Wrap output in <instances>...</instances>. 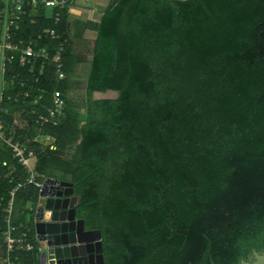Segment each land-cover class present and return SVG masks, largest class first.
<instances>
[{
  "label": "trees",
  "instance_id": "16d2710c",
  "mask_svg": "<svg viewBox=\"0 0 264 264\" xmlns=\"http://www.w3.org/2000/svg\"><path fill=\"white\" fill-rule=\"evenodd\" d=\"M23 1L14 37L54 27L59 38L38 45L52 56L64 43L67 76L57 80L49 61L20 67L14 56L5 77L29 83L30 95L11 100L25 89L17 86L3 103L9 116L43 111L55 89L63 92L64 117L44 129L51 142L34 139L28 114L20 139L41 178L73 183L77 217L102 232L104 263L240 264L264 252V0H110L91 25L85 94L75 99L66 95L74 65L67 8L54 23L56 9ZM107 90L117 97H94ZM0 169L4 264L9 192L26 175L2 146ZM37 196L34 186L18 189L14 211ZM23 214L14 212L16 224ZM13 255L15 264H36L37 248Z\"/></svg>",
  "mask_w": 264,
  "mask_h": 264
},
{
  "label": "built area",
  "instance_id": "2783aa9c",
  "mask_svg": "<svg viewBox=\"0 0 264 264\" xmlns=\"http://www.w3.org/2000/svg\"><path fill=\"white\" fill-rule=\"evenodd\" d=\"M4 2L2 10V25L0 26V146L10 149L17 164L25 172V180L18 182L9 192L10 199L5 210V228L2 231L3 242L5 244L4 264H15L14 252L16 250L32 251L36 247V237L30 236V227L26 222H14V197L18 189L27 185L38 188V192L43 185L44 178L35 170V165L29 163V159L36 155L33 149L26 146L21 141L19 131L26 125V119L21 118L22 114H28L32 117L34 128L43 131L46 126H57L60 119L64 117L65 99L64 94L59 89H55L51 94V102L43 109V111L33 108H23L15 111L9 116L8 107L3 103V99L7 91L15 89L17 86L25 88L21 93L15 94L11 100L18 102L19 100H27L30 89L29 83L25 81L6 78V67L14 63V56L17 59V64L20 67H33L37 62L49 61L53 64L54 72L57 80H62L66 77L63 70L62 53L64 52V43L60 42L52 56L49 53L47 44L38 45V40L48 38L56 40L59 35L54 27L43 29L42 33L36 38L27 41L16 39L14 32L19 27V22L23 15L26 14L23 0H0ZM71 0H31L30 4H44L56 9L53 17L54 23L59 22L61 17V9L68 8ZM13 30V31H12ZM37 81V79L35 80ZM40 91H43L40 89ZM41 96H37L40 100ZM4 164V163H3ZM2 164V165H3ZM1 172V169H0ZM12 177H9L11 182ZM30 202V201H29ZM28 202V203H29ZM34 208V207H33ZM30 208L29 210H32ZM23 213V211H21Z\"/></svg>",
  "mask_w": 264,
  "mask_h": 264
},
{
  "label": "water",
  "instance_id": "95a60500",
  "mask_svg": "<svg viewBox=\"0 0 264 264\" xmlns=\"http://www.w3.org/2000/svg\"><path fill=\"white\" fill-rule=\"evenodd\" d=\"M79 202L71 181L44 178L32 216L38 264H105L102 232L77 217ZM240 264H264V252L253 251Z\"/></svg>",
  "mask_w": 264,
  "mask_h": 264
},
{
  "label": "crops",
  "instance_id": "0c3cea01",
  "mask_svg": "<svg viewBox=\"0 0 264 264\" xmlns=\"http://www.w3.org/2000/svg\"><path fill=\"white\" fill-rule=\"evenodd\" d=\"M109 3L110 0H71L70 5L67 8L66 31L69 43L71 44V52L74 57L73 69L70 72V74L73 75V86L72 89L67 91L68 98L72 96V91L76 90V79L80 76L86 77L89 71L90 59L97 36V31L93 29L91 25L99 21L103 14V9ZM82 80L83 83H85V78ZM117 95L118 92L112 90L94 93V97L97 99L115 98ZM42 136L45 138H52L43 130L39 133H35L34 139L39 141L40 139H37V137L41 138Z\"/></svg>",
  "mask_w": 264,
  "mask_h": 264
},
{
  "label": "rangeland",
  "instance_id": "374dc122",
  "mask_svg": "<svg viewBox=\"0 0 264 264\" xmlns=\"http://www.w3.org/2000/svg\"><path fill=\"white\" fill-rule=\"evenodd\" d=\"M45 7L50 8L49 6H45ZM72 76H73L72 74H69L68 75V78H69L68 79V83L70 84L71 89H72V86H73ZM83 78H85V77H83V76L81 77L80 76L79 78L76 79L77 80L76 81L77 82L76 90L75 91H72V96L70 95L71 97H69V98L75 99V98H79V97H83L84 96V94H85V83H83V80H82ZM67 93L68 92H66V95H67ZM101 96H103V95H101ZM34 131H35V133L41 132L40 130H37V129H34ZM37 139H40V141H42V144H46L48 142H51V139L50 138H45L44 136H42L41 138L37 137ZM68 149H69L68 152H72L73 147H70ZM29 163L34 166L35 163H36V160L34 158H31V159H29ZM16 204L17 203H15V211H14L15 214H16V212H18V210H19V212L20 211H23L24 214L22 215V219L27 224H32V219H33L32 216H33V214L31 213V210H29V209L30 208H33L35 206L34 203L32 201H30L29 203H25V204H22L20 206H17ZM36 248H37V242H36ZM36 259H37L36 260V264H38V256L37 255H36Z\"/></svg>",
  "mask_w": 264,
  "mask_h": 264
}]
</instances>
